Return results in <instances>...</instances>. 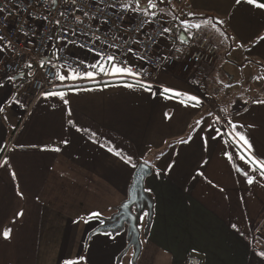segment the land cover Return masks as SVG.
Segmentation results:
<instances>
[{
	"label": "crops",
	"instance_id": "obj_1",
	"mask_svg": "<svg viewBox=\"0 0 264 264\" xmlns=\"http://www.w3.org/2000/svg\"><path fill=\"white\" fill-rule=\"evenodd\" d=\"M172 6L159 5L166 10L160 18L168 21L177 15L182 21L188 12L195 13L197 19L219 18L225 23L217 27L235 38L224 40L207 28L218 48V63L196 66L189 73L179 67L165 69L156 79L157 84L198 95L204 101L201 108H184L160 96L151 98L148 93L91 83L85 86L98 90L70 95L68 106L58 99L39 97L31 106L20 99L26 106L20 108L6 103L17 95L20 80L13 84L0 72V83L5 85L0 89V106L9 118L5 121L0 115V141L7 144L12 165L7 171L0 168V232L12 229L10 240L0 236V264H63L97 240L93 233L101 227L98 222L74 221L99 210L105 225L128 200L132 184L130 170L100 147L105 141L155 165L145 180V188L152 190L145 192L153 202V218L151 224L148 217L141 222L144 230L149 226L141 241V256L154 257L161 264H264L255 255L264 246L260 242L255 245L253 240L264 218V187L247 185L232 169L225 151L234 153L236 149L212 139L210 132L202 133L208 137L206 147L201 133L188 145L168 147L186 136L188 126L201 115L207 117L208 111L214 110L223 116L220 108L227 107L231 119L245 125L242 131L247 132L255 154L264 158V105L251 103L254 98H264V81L258 84L252 80L255 75H264V41L253 46L258 36H264V10L243 2L237 5L235 0H172ZM180 36L187 40L189 34L182 32ZM237 44L245 48L228 55ZM249 48L251 51L245 50ZM163 50L167 52L169 46ZM218 80L233 85L239 81L240 86L225 89ZM246 99L248 104H244ZM67 108H71V119L78 127L97 133L98 143L92 142L89 132H77L68 125ZM165 112L172 119H165ZM13 146H17L15 151ZM45 146L61 150H39ZM233 162L247 167L235 156ZM173 163L171 172L165 174L167 165ZM11 171H15L16 180ZM198 171L205 175L197 176ZM17 184L24 199L16 195ZM20 211L24 215L17 218ZM104 248L106 252L108 248ZM98 258L111 260V252ZM146 263L149 261H143Z\"/></svg>",
	"mask_w": 264,
	"mask_h": 264
},
{
	"label": "snow or ice",
	"instance_id": "obj_2",
	"mask_svg": "<svg viewBox=\"0 0 264 264\" xmlns=\"http://www.w3.org/2000/svg\"><path fill=\"white\" fill-rule=\"evenodd\" d=\"M11 2L16 3V0H11ZM57 2L58 0H51L52 5H56ZM242 2L255 9L264 10V2H259V0H235L237 5H240ZM36 3L40 4L41 0H36ZM47 4L48 0H43V5ZM62 4L64 6L57 13L59 18L50 19L51 9L46 8L42 13L29 2L27 7L23 9V12L27 13V16L17 19L16 26L11 31L8 30V16H11L12 12L7 7H0V14L7 13L6 15H0V65H4L5 68L14 71L19 67V64L8 63L5 65L4 56L8 54H12L13 56L20 55L23 68L28 69V72L25 73L21 69L18 75L21 80H24L25 76H27L29 78L28 82H31V78L36 75V70L31 60L23 58V54L19 50V45L23 43L25 46L32 45L35 48V38L41 36V33L37 29H44L47 25H53L55 31H52L47 36L48 43L45 44L46 51L48 49L52 51L50 55L45 54L38 61V68L45 70V79L51 90L42 91L40 95L45 100L58 99L65 106L69 105V99L67 97L70 95H80L83 92L98 90L85 86L91 83L103 84L105 88L116 86L127 89L130 92L148 93L151 98L160 96L163 100L174 101L184 108H201L204 102L201 97L184 90L157 84L152 77V71L150 69H158L162 62L168 61L171 58L170 54L173 50L183 54L184 50L176 47L175 40L179 39L180 44L187 45L188 40L194 39L196 34L201 33V29L211 28L218 32L224 40L235 39L234 37L227 36L220 27H217L218 25H224L225 22L223 20L213 17L197 19L195 13L188 12L184 14L185 19L179 24L183 32L191 33L187 40L183 36H178L174 33L175 25L161 26L160 31L157 32L158 37L167 38L172 41L168 54H161L159 50L161 40L149 35L144 29L147 25L154 24L158 16L166 14V10L160 8L159 5L167 4L172 6V0H147L146 3L144 0H112V2H109V0H62ZM93 8L95 11H92ZM106 8L118 9L116 19L112 18L111 13L105 12ZM172 11H176L174 6H172ZM126 19L130 23L127 27H122ZM172 19L178 20L179 17L173 15ZM132 23L136 24L135 28L132 27ZM165 23L167 22L165 21ZM113 29L116 31H113ZM155 30V28L152 29V31ZM193 30L195 31L193 32ZM56 32H59L60 35L56 36ZM133 32L137 34L135 38L131 35ZM141 36H146L147 41L141 39ZM54 37L55 43H52ZM81 37L84 39L81 40ZM261 41H264V36H258L253 42V46L259 44ZM133 45H138L139 47H133ZM70 46L91 53V58L84 59L78 57L71 59L72 53ZM244 48V44H237L227 54L231 55L237 49ZM245 50L251 51L250 48ZM2 71L4 69L0 68V72ZM4 76L7 81L13 84L15 83V75L4 72ZM252 80L259 84L261 81H264V75H255L252 77ZM194 83L199 82L195 81ZM218 83L225 89L240 86L239 81L236 82V85L225 83L222 80H218ZM4 87L5 85L0 83V89ZM17 87H23V85H18ZM6 103L9 106L15 104L20 108L26 107L17 98V95H12ZM248 103L249 100H244V104ZM251 103L264 105V98H254L251 100ZM220 112L223 113V116L217 115L214 110H209L207 117L201 115L199 119L195 120L194 124L188 126L190 131H188L186 136H181L175 144H170L168 147L175 149L176 145H188L197 133H201L200 138L206 147L208 137L202 133L210 132L212 139L221 141L225 147H234L236 149L234 153L225 151V156L228 162L232 164V169L243 176L244 182L249 186L259 184L261 187H264V183H261V181H264V158L257 156L253 151V145L247 132L242 131L245 125L234 122L230 117L227 107L220 108ZM4 113L5 107L0 106V115L3 116V120L7 121L9 118ZM163 115L165 119H172V115L168 112H165ZM67 116L69 117L67 121L69 126L75 128L77 132H89V138L92 139V142H99L96 139L97 133L87 128L78 127L75 121L71 119V108H67ZM222 127L224 128L223 131ZM248 127L250 128L252 125H248ZM63 143L66 145L68 141L65 140ZM165 144H167V141H165ZM16 147L13 146L11 150L15 151ZM33 147L37 146L33 145ZM100 147L105 148L108 153L116 157L130 170L129 177L132 181L130 191L134 189L135 184L139 183L142 178L136 172L138 168L141 171L148 168H155V165L148 160L143 158L137 159L133 155L125 152L122 148H118L108 141H105ZM8 150L7 144L0 141V154H4L0 158V168H4L6 171L12 167L10 163L11 158L6 154ZM39 150L43 152H60L61 149L59 147L49 148L45 146L39 148ZM161 155H164V153H161ZM234 156L247 167L237 166L233 162ZM204 163L207 162L205 161ZM173 167L174 163L167 165L165 174L171 172ZM155 175L157 177L160 176L159 169L155 171ZM196 175L204 176L205 174L203 171H198ZM11 177L13 180L17 179L15 171H11ZM208 183L212 184V181L208 180ZM213 187H216V185H213ZM145 191L151 192L152 190L151 188H145ZM220 191L223 192L224 189L220 188ZM16 195L24 199V193L20 191L18 184ZM127 198L132 199L131 196ZM121 206L127 208L128 204L122 203ZM23 215V211L16 213L17 218ZM149 215L150 213L144 212L143 215L135 217V219L142 222ZM102 217V212L96 210L91 211L87 216L79 217L74 222L89 224L92 221H96L99 225L103 226L105 221ZM232 228L234 231H240L236 224H233ZM241 234L243 235V233ZM11 235V228H6L0 232V236L4 240H10ZM95 235L97 236V240L93 241V243L99 242L100 244H106L108 240L115 241L119 233L114 234L113 232L104 230ZM100 237H107L108 240L101 239ZM262 238H264V233L257 237V240L259 241ZM85 247L88 246L85 245ZM192 252L195 254L197 250L193 249ZM255 255L264 262V250L256 251ZM63 264H86V257L80 255L74 258H66Z\"/></svg>",
	"mask_w": 264,
	"mask_h": 264
},
{
	"label": "built area",
	"instance_id": "obj_3",
	"mask_svg": "<svg viewBox=\"0 0 264 264\" xmlns=\"http://www.w3.org/2000/svg\"><path fill=\"white\" fill-rule=\"evenodd\" d=\"M29 2H31L34 5V7L37 10L41 11L42 13L46 8L51 9L50 19L59 18L57 16V13L64 6L62 4V0H58L56 5H52L51 0H48L47 5H43V0H41L40 4H37L36 0H16V3H12L11 0H0V7H7L12 12V15L8 16V30L10 31L14 30L17 19L27 16V13L23 12V9L27 7V4ZM109 2H112V0H109ZM92 11H95V9L93 8ZM105 12L111 13L112 18L116 19V14L118 12V9L106 8ZM6 14L7 13H3L0 15H6ZM166 22L167 23H165V20H163L162 18H160V16H158L157 21L154 22V24L147 25L144 29V31L148 32L149 35L154 36L157 39L161 40V43L159 44V50L161 54H168L169 50L167 52H164L163 48L166 45L170 47L172 43V41L167 38H160L157 36V32L160 31L161 26L175 25L176 27L174 29V33L178 36H180L183 32L182 29L179 27V24L181 22L180 18L178 20L172 19ZM129 23L130 22L126 19L122 27H127ZM132 27L135 28L136 24L132 23ZM153 28H155L156 30L152 31ZM37 31L41 33V36L35 38V45H36L35 48H33L32 45L25 46L23 43L19 45V50L23 54V58L31 60L36 70V75L31 78V82H28L29 78L27 76H25L24 80L19 79L20 80L19 85H23V87H19L17 89L18 98L28 101V104L30 106L33 105L39 97H41L40 93L42 91L51 90L50 86L48 85L45 79V70L38 68V61L41 60L45 54L50 55L52 50L48 49L46 51L45 44L48 43L47 36L51 34L52 31H55V28L53 25H47L46 28L37 29ZM113 31L116 30L113 29ZM194 31L195 30H193V32ZM188 34L189 36L191 35V33ZM59 35L60 33L56 32V36ZM131 35L133 38H135L137 34L133 32ZM140 38L147 41L146 36H141ZM80 39L83 40L84 38L81 37ZM52 43H55V37L53 38ZM175 44L176 47H179L184 50L183 54L175 52L173 50L170 54L171 58L168 61L162 62L158 67V69H150V71H152V77L154 78L155 82L159 73L165 69L172 70L179 67L183 73H189L196 66L199 65L215 66L218 63V57H219L218 48L213 43L210 32L201 29V33L196 34L195 38L189 40L187 45L180 44L179 39L175 40ZM57 47H59V45H57ZM133 47H139V46L133 45ZM71 53H72L71 59H76L78 57L84 59L91 58V53H87L84 50L76 49L74 47H71ZM4 61H5V65L8 63H13V64H19V67H17L13 71L12 69L5 68L4 65H1V68L4 69V71L1 72L2 76H4V72H7L8 74L15 75L17 77L19 76L18 73L20 72L21 69H23L25 73L28 72V69L23 68V62L20 55L13 56L12 54H8L7 58ZM257 228H258L257 233L259 237L262 233H264V218L260 221ZM261 241L264 242V238H262Z\"/></svg>",
	"mask_w": 264,
	"mask_h": 264
},
{
	"label": "water",
	"instance_id": "obj_4",
	"mask_svg": "<svg viewBox=\"0 0 264 264\" xmlns=\"http://www.w3.org/2000/svg\"><path fill=\"white\" fill-rule=\"evenodd\" d=\"M16 79H20V76H17ZM136 172L142 178L139 183L135 184L134 189L129 192V196H131L132 199H128L124 202V204H128V207L124 208L121 206L118 213L115 214L113 218L108 220L105 225L101 226L93 233H101L104 230L113 232L114 234L127 231L129 249L134 248L135 250L132 264H137L142 251L140 240L141 232L138 226V219H135V217L147 211L150 213L148 216L149 224H151L153 218V202L145 192V180L151 175L152 169L148 168L141 171L138 168Z\"/></svg>",
	"mask_w": 264,
	"mask_h": 264
},
{
	"label": "rangeland",
	"instance_id": "obj_5",
	"mask_svg": "<svg viewBox=\"0 0 264 264\" xmlns=\"http://www.w3.org/2000/svg\"><path fill=\"white\" fill-rule=\"evenodd\" d=\"M170 20H172V19H170ZM147 220H148V218H147ZM146 229L147 228H145V230H144V227H142V226L140 227V232H141L140 240L141 241L145 240L144 235H145ZM257 230H258V228H256V230L254 231L253 240H254L255 245L259 246L258 243L261 241V239H259V241L257 240V237H258ZM118 233H119V235L116 236L115 241L108 240V242L106 244H101L100 247L96 246L94 243H92V241H90L87 244L88 247H84L83 249H80L81 253H82L81 255H84L86 257V264H130V261L132 264L133 257H134L133 254L135 253V250H134V248L129 249V241H127L128 240V233H127V231L118 232ZM93 236H95V235H93ZM90 239H92V236L89 238V240ZM101 239H104V238H101ZM104 247L108 248L106 252H105ZM95 249H98L97 253L95 252ZM108 252H111V258H112L111 260H107L106 262H104L105 258H98L99 256H105V255L108 256ZM97 258H98V260H97ZM143 261H145V262L149 261L148 264H161L160 262L159 263L157 261L155 262L154 257L152 259H150L148 256L145 257V255H143V256L140 255V257L137 261V264H143Z\"/></svg>",
	"mask_w": 264,
	"mask_h": 264
},
{
	"label": "trees",
	"instance_id": "obj_6",
	"mask_svg": "<svg viewBox=\"0 0 264 264\" xmlns=\"http://www.w3.org/2000/svg\"><path fill=\"white\" fill-rule=\"evenodd\" d=\"M259 2H264V0H259ZM203 30H205V31H207V32H210L211 33V31L210 30H207V29H203ZM211 36H212V33H211ZM213 41V40H212ZM214 43V42H213ZM215 44V43H214ZM216 45V44H215ZM140 215H143V213L142 214H138L137 216H140ZM138 226H139V228L141 227V221H138ZM149 226H147V229H146V232H145V234H147V231H148V228ZM261 243L260 244H262V246H264V243L262 242V241H260Z\"/></svg>",
	"mask_w": 264,
	"mask_h": 264
}]
</instances>
